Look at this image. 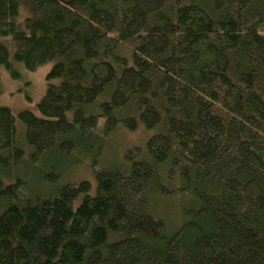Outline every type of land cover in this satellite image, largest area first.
I'll return each instance as SVG.
<instances>
[{"label": "trees", "instance_id": "obj_1", "mask_svg": "<svg viewBox=\"0 0 264 264\" xmlns=\"http://www.w3.org/2000/svg\"><path fill=\"white\" fill-rule=\"evenodd\" d=\"M48 61L37 114L0 105V264H264V0H0V67Z\"/></svg>", "mask_w": 264, "mask_h": 264}, {"label": "rangeland", "instance_id": "obj_2", "mask_svg": "<svg viewBox=\"0 0 264 264\" xmlns=\"http://www.w3.org/2000/svg\"><path fill=\"white\" fill-rule=\"evenodd\" d=\"M52 62H45L32 71L26 70L21 63H17L19 78H12L3 67H0V105L8 106L14 113L28 109L37 114L36 105L45 93V75ZM17 124L18 134L24 135L22 124L19 122ZM147 136L148 134L146 135L142 129L135 132L118 130L107 139L99 160L100 165L117 164L128 147L140 144ZM95 169L97 167L93 169L88 161L70 166L66 165L60 172L59 184L77 182L83 179L94 183ZM183 204L188 205L189 199L184 197L183 199L180 197L157 198L153 201V214L161 218L173 230L180 222Z\"/></svg>", "mask_w": 264, "mask_h": 264}]
</instances>
